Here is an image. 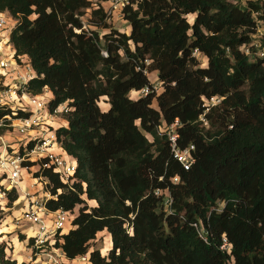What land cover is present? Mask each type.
Masks as SVG:
<instances>
[{
  "label": "trees",
  "instance_id": "1",
  "mask_svg": "<svg viewBox=\"0 0 264 264\" xmlns=\"http://www.w3.org/2000/svg\"><path fill=\"white\" fill-rule=\"evenodd\" d=\"M137 1L135 10L125 9L129 32H120L90 0H0V12L19 18L10 37L14 49L37 74L28 89L37 94L47 86L51 108L72 107L57 135L76 158V177L95 205L80 208L62 248L69 257L89 252L91 264H264V59L250 61L239 49L254 32L252 13L264 17V0L245 6L237 0ZM87 8L90 24L108 29L101 37L82 28ZM194 49L205 64L192 56ZM144 68L156 71L163 88L131 99V91L149 84ZM211 96L224 98L205 113L209 127H201L202 100ZM102 98L107 110L98 104ZM175 119L180 148L195 147L188 170L157 132L161 122ZM44 174L52 192L62 187L57 175ZM80 182L47 205L81 203ZM165 188L171 213L154 194ZM16 198L14 189L7 192L9 203ZM194 222L203 225L208 242ZM103 230L111 242L106 256L89 246ZM223 237L229 252L220 249ZM0 263L17 264L3 247Z\"/></svg>",
  "mask_w": 264,
  "mask_h": 264
},
{
  "label": "built area",
  "instance_id": "2",
  "mask_svg": "<svg viewBox=\"0 0 264 264\" xmlns=\"http://www.w3.org/2000/svg\"><path fill=\"white\" fill-rule=\"evenodd\" d=\"M91 8L102 7L108 21H124L126 7L133 10L137 8V0H90ZM261 4L264 5L261 2ZM91 8H87L85 16L89 17ZM255 18L254 32L248 44L240 46L241 52L253 61L264 59V17L259 18L260 11L252 13ZM263 15V13H262ZM82 16H80L81 19ZM19 21L18 17L11 15L7 10L0 12V188L3 195L15 190L18 197L14 204L22 205L19 216L15 217L18 224L25 225L21 232L25 234V244L28 260L31 264H91L89 252L69 257L62 248L63 237L75 225L73 220L78 216L80 205L95 203L87 198L85 183L76 177L77 160L67 154L57 135V130L67 125L66 115L72 110L68 102H63L55 107H50L53 96L45 86L40 93H32L28 89V83L37 76L27 55L17 54L11 42V33ZM82 22V28L88 30ZM90 23V22H89ZM80 32V29L75 30ZM106 56V51H102ZM200 53L197 49L192 51V56L199 60ZM149 61L146 60V64ZM147 68L143 72L147 75ZM163 88L162 82L156 77L149 81L145 87L135 90L137 97L158 95ZM134 91V90H133ZM132 92V91H131ZM223 96H211L202 100L203 112L198 116L201 127L208 128L209 123L205 113L212 107L217 106ZM178 119L172 123L161 122L157 126V132L164 136L169 145L173 158L176 159L184 170L191 168L195 162L193 156L194 145L190 144L180 148L178 144L179 134L177 127ZM50 171L57 175L62 183L61 188L52 192V184L49 177L44 174ZM37 183L41 190H28L24 186L28 179ZM40 180V181H39ZM173 183L179 181L177 176L171 179ZM81 183L82 192L79 194L81 203L72 209L58 207L51 209L47 203L57 200L62 192L76 191L75 184ZM156 196H162L163 204L168 213L172 197L168 188L154 190ZM2 195V194H1ZM126 204H129L126 201ZM87 206V205H86ZM90 206V205H89ZM83 207V206H82ZM88 209L91 207H87ZM74 214V218L71 215ZM131 219L134 214H129ZM70 224V229H64ZM199 237L208 242L207 231L203 225L194 222ZM126 231L132 232V225L126 224ZM220 249L229 252L230 243L223 237ZM34 257V258H33Z\"/></svg>",
  "mask_w": 264,
  "mask_h": 264
},
{
  "label": "rangeland",
  "instance_id": "3",
  "mask_svg": "<svg viewBox=\"0 0 264 264\" xmlns=\"http://www.w3.org/2000/svg\"><path fill=\"white\" fill-rule=\"evenodd\" d=\"M237 1L241 6H245L247 0H237ZM194 17L195 15L187 16V19L190 23H192ZM81 19L87 29H94L98 31L100 37L108 32V29L92 26V24L89 23V17L85 15H82ZM107 23L111 25L113 28L119 30L120 32H129V27H128L127 22H124L121 20H117L113 22V21L107 20ZM198 62L200 65H203L206 63L203 55H200ZM147 77L149 81H154L155 78L157 77L156 71L148 70ZM136 92L137 91L135 90L130 92L129 97L131 99L138 98ZM51 95L52 94H50V96ZM98 104L102 110H107L109 107V104L105 102L103 98L100 99ZM33 182L34 181L31 180L30 178L26 181L24 186L27 187L26 188L27 191L28 190L34 191L40 188V186L37 183H34L31 185V183ZM2 190L3 189L0 188V248L1 247L4 248L5 258L14 260L17 264L22 263V262L26 264H31L32 262L28 260L29 250L27 249L26 244H25L26 237H25V234L21 232V230H23V227H25V225L18 224V222H16L15 220V217L19 216V210L22 205V202L19 204H16V203L14 204V202L9 203L7 199V195L6 196L3 195ZM41 192H42L41 190H38V193H41ZM17 195H18V192H17ZM85 204L87 205V207H93L95 205V203H92V202H90V204H87L85 202ZM82 206L84 205H80V208ZM71 217L74 218V214L71 215ZM69 227H70V224H68L64 230L68 231V229H70ZM21 236H23L22 239H20ZM89 246L91 249H99L100 253L106 256L111 247L109 233L105 230L98 232L95 238L90 241Z\"/></svg>",
  "mask_w": 264,
  "mask_h": 264
}]
</instances>
